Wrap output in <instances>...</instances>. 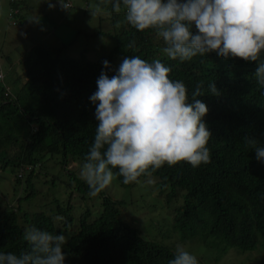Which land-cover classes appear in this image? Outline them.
Wrapping results in <instances>:
<instances>
[{"label":"trees","instance_id":"trees-1","mask_svg":"<svg viewBox=\"0 0 264 264\" xmlns=\"http://www.w3.org/2000/svg\"><path fill=\"white\" fill-rule=\"evenodd\" d=\"M9 4L19 9L21 2ZM92 8L98 9L89 15L96 18L94 31L76 29L72 39L49 46L31 40L28 55L20 56L19 72L11 74L7 68L2 74L0 170L10 167L11 189L18 197L16 204L0 198V252L19 255L29 251L24 233L36 227L65 235V264H168L174 258V246L143 236L123 218L124 200L102 192L98 194L100 212L92 219L89 208L75 218L69 205H56L50 214L28 212L19 205L21 199L35 195L31 178L54 156L68 177V189L83 196L89 193V186L75 170L65 167L69 162L85 163L94 141L98 121L90 97L97 91L102 70L111 78L123 58L139 56L150 63L159 59L169 67L170 79L186 85L189 102L201 86L204 94L196 99L208 107L203 120L211 133L207 144L210 162L193 167L181 161L149 169L157 178L158 193L163 194V207L171 210L164 229L180 239L198 240L199 251L214 250V259L230 249L255 253L253 264H264V162L257 160L244 139L255 137L264 146V88L255 77L257 63L225 59L215 51L188 61L172 60L163 52L167 45L156 30L138 31L127 22L125 12L115 13L110 3ZM192 31L198 32L194 24ZM77 38L90 42H84L76 55H65ZM100 51L106 53L99 55ZM105 60L110 68L104 67ZM211 82L218 95L208 92ZM114 177L120 186H130L123 183V177Z\"/></svg>","mask_w":264,"mask_h":264},{"label":"clouds","instance_id":"clouds-1","mask_svg":"<svg viewBox=\"0 0 264 264\" xmlns=\"http://www.w3.org/2000/svg\"><path fill=\"white\" fill-rule=\"evenodd\" d=\"M58 2L62 9L70 8L66 0ZM106 2L115 13L123 10L127 22L138 31L156 30L167 45L163 52L168 58L183 62L215 51L225 59L256 62L255 77L264 88V0ZM48 6L56 7L51 2ZM9 10V16L16 14L14 8ZM39 19L33 17L28 21L39 23ZM193 24L197 34H193ZM103 65L110 68L107 60ZM170 72L159 59L150 63L139 56L123 58L111 78L102 70L97 91L90 97L96 105L98 124L79 173L89 186L90 196L106 189L114 175L123 177L124 184H130L150 174L149 169L155 171L165 163L173 166L184 161L198 167L210 162L207 144L211 133L203 120L208 107L196 99L204 91L198 86L189 102L186 85L170 79ZM208 87V92L219 94L214 82ZM244 139L255 150L257 160L264 162V146L258 139L247 135ZM113 169H117L115 174ZM24 240L31 246L30 250L19 255L0 252V264H65L64 234L31 227L25 230ZM168 264L199 262L195 255L177 246Z\"/></svg>","mask_w":264,"mask_h":264},{"label":"rangeland","instance_id":"rangeland-1","mask_svg":"<svg viewBox=\"0 0 264 264\" xmlns=\"http://www.w3.org/2000/svg\"><path fill=\"white\" fill-rule=\"evenodd\" d=\"M10 1L12 0H0V70L4 72L8 68L11 74L19 72L20 54L22 56L24 53L26 56L28 55L26 48L30 45L31 40L32 43L49 46L60 44L64 39H72L76 29L91 33L94 31L96 18L89 15L92 14L91 11H98L92 7L100 6L103 8L104 5L109 4L106 0H72L73 3L70 8L62 9L58 0H16L17 2L20 1L21 5L19 9H15L16 14L9 16L11 14L9 7L12 6L9 4ZM49 2L55 4L56 7L50 9ZM66 3L69 5L70 0H66ZM77 13L80 15L79 17H76ZM33 17H39V23H29L28 19ZM21 33L27 35H21ZM85 40L86 38L75 39L64 51V54L76 55L84 42H90ZM105 45H108L107 42ZM98 53L102 55L106 51ZM2 54L3 58L1 57ZM73 163L65 164V170L74 169L76 176L80 177L79 173L83 163L79 161ZM44 165L41 173L37 177L31 178L35 186V195L29 199H25V197L20 200L19 205L24 210L28 212L42 210L50 214V210L55 212L56 205H69L73 208L72 215L75 218L86 208H89L90 219L94 218L97 212H100L101 199L98 194L94 197L90 196L89 193L83 196V194H77L76 191L68 189L66 185L69 183L68 177L64 173L63 167L58 163L56 156L50 158ZM11 175L10 167L0 170V194L3 200L16 204L18 192L15 194L11 189ZM155 178L151 174H146L140 176L138 182L130 183L128 187H122L114 177L112 183L101 192L111 199L124 200L125 205L121 207L123 218L134 224L143 236L167 246L172 245L175 248L181 246L197 258L203 259L205 264H253L252 258L255 257V253H237L229 249L214 259L216 254L214 250L204 248L199 251L198 240L190 242L186 239H180L169 229H164L171 218V210L168 207H163L161 203L163 194L158 193L155 183L157 178ZM70 191L71 194H69ZM23 225L27 226L25 223ZM74 228L75 225L73 224L72 229ZM178 240H182V242Z\"/></svg>","mask_w":264,"mask_h":264},{"label":"crops","instance_id":"crops-1","mask_svg":"<svg viewBox=\"0 0 264 264\" xmlns=\"http://www.w3.org/2000/svg\"><path fill=\"white\" fill-rule=\"evenodd\" d=\"M20 6V5H19ZM10 8V7H9ZM13 11H15V10H13ZM30 47V45L26 48V50H28V48ZM20 56H21V54H20ZM3 58V57H2Z\"/></svg>","mask_w":264,"mask_h":264},{"label":"built area","instance_id":"built-area-1","mask_svg":"<svg viewBox=\"0 0 264 264\" xmlns=\"http://www.w3.org/2000/svg\"><path fill=\"white\" fill-rule=\"evenodd\" d=\"M1 78H2V73L0 72V80H1Z\"/></svg>","mask_w":264,"mask_h":264}]
</instances>
